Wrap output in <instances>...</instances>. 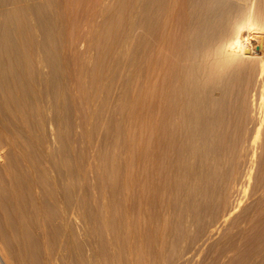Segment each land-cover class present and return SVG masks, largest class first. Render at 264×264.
<instances>
[{"label":"rangeland","instance_id":"obj_1","mask_svg":"<svg viewBox=\"0 0 264 264\" xmlns=\"http://www.w3.org/2000/svg\"><path fill=\"white\" fill-rule=\"evenodd\" d=\"M228 1L253 7L264 34V0ZM156 8L0 0V264H264V126L247 167L264 73L249 61L214 78L222 122L210 135L202 76L195 112L157 161L141 84L153 58L176 61L151 35ZM171 29L188 50L205 42Z\"/></svg>","mask_w":264,"mask_h":264},{"label":"bare ground","instance_id":"obj_2","mask_svg":"<svg viewBox=\"0 0 264 264\" xmlns=\"http://www.w3.org/2000/svg\"><path fill=\"white\" fill-rule=\"evenodd\" d=\"M143 1L147 3V7H150L153 4H156L157 6L151 31V35L154 38L153 40L160 44V46H163V48L170 53L169 55L174 56V60L176 61L163 62L160 61V58L159 60L157 58H153V60L150 62V66L148 67L150 70V80H147L141 84L140 102L147 97H151L153 100V110L156 115V130H153L152 138L154 137V147H157L158 152L153 150V152L151 151L150 154L152 155V153L156 152L159 159H155V161H159L160 158H165L166 156L170 155V150L175 146L176 139L178 140V138H176V130L174 129H176V127H178L180 124H184L186 122L187 118H185V114L187 111L191 113V111L194 110L193 113L195 112V100L198 93L197 90L201 84L200 80L202 76L205 79L203 81L204 107L200 112H202V117L204 118L202 121V128L206 134H209L210 131H212V128H214V130L217 129L222 122L221 110L219 108L215 109L213 105L212 106L214 108L210 107L209 104V102L211 103L212 101L209 93L211 91H218V93H220L221 88L219 89L217 86L212 88L211 82L215 81L216 78L219 77L218 75H220L222 72L232 67L238 66L241 62L256 61L258 64L257 67H259V74L262 75L264 73V34L261 31L263 27L258 23L257 18L259 17L253 11V7L250 8L249 11L244 15L239 8H237L232 2L228 0ZM195 8L196 10H199L197 11V20L193 15ZM259 20H261V18H259ZM194 22H197V27L194 26L196 24H194ZM178 24L185 25L186 28L191 30V32L195 28L194 34L201 32L198 35L200 38L203 37L204 39L201 38V40L203 39L205 42L198 46L194 45L195 47L192 50H188L186 47L184 48V40H175V32L173 33L171 29ZM166 27H169L170 31L165 35L163 34L164 32H162V30ZM217 27H220V29L214 32V29ZM204 28L212 29L213 31L211 33L209 32L210 34L203 36L202 31ZM189 32L190 31H188V33ZM189 34L191 35L192 33ZM190 41H188L187 44H189ZM194 41L195 40L191 42ZM154 57H156V55ZM187 60L190 62V64L188 63L189 65L187 66H181L179 63H177L180 61L185 62ZM184 62H182L183 65H185ZM243 65H245V63ZM214 93L213 95H215ZM218 93L217 95H220ZM217 100L218 99H216V101ZM259 100L260 101L255 108V122L253 124V129L255 130L254 135L247 141V147L249 146L248 148H250L249 156L247 158L248 169L253 167L254 156L257 153V149L260 147V145L257 144L259 142L257 141L256 143V138L259 137H257V135L264 126V107L262 104V98L260 97ZM213 101L215 100L213 99ZM187 115L188 114H186V116ZM190 119L191 117L188 116V120ZM175 120H178V122ZM144 131L142 132L145 134ZM187 132L191 136L194 130H187ZM212 133L214 132L212 131L211 134ZM216 133H219V131ZM145 136H143V138H145ZM145 145L147 146V144L143 142L141 145L142 148H140L142 149V153L140 154L145 155L146 151L149 150L148 148L146 149ZM2 147L1 150L3 149ZM152 149L153 148H151V150ZM177 150L179 149L177 148ZM177 155H179V152ZM143 157L140 158L143 159ZM145 157L146 160L149 159L147 155ZM153 159H151V161ZM167 159L162 160L165 162ZM170 159L172 160V158ZM151 164L154 166L153 163Z\"/></svg>","mask_w":264,"mask_h":264}]
</instances>
